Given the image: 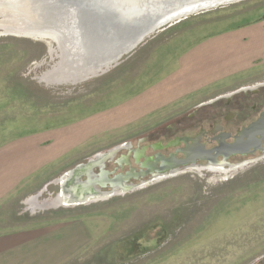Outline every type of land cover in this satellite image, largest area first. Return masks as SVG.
<instances>
[{
    "label": "rangeland",
    "instance_id": "obj_1",
    "mask_svg": "<svg viewBox=\"0 0 264 264\" xmlns=\"http://www.w3.org/2000/svg\"><path fill=\"white\" fill-rule=\"evenodd\" d=\"M251 23L264 26V0L192 14L74 82L48 80L59 55L52 40L0 33V146L41 143L62 155L0 199V233L83 220L88 241L62 264H253L263 256L264 139L225 163L183 139L199 135L209 150L264 116V59L201 91L162 94L202 52L220 50V37L235 40ZM206 59L219 68L231 53Z\"/></svg>",
    "mask_w": 264,
    "mask_h": 264
},
{
    "label": "water",
    "instance_id": "obj_2",
    "mask_svg": "<svg viewBox=\"0 0 264 264\" xmlns=\"http://www.w3.org/2000/svg\"><path fill=\"white\" fill-rule=\"evenodd\" d=\"M113 1L115 0H22L17 10L32 21L28 22L29 27L25 28H28V31L43 30L53 33L56 37L4 32L1 27L0 33L52 40L56 44L59 55L57 65L53 67L50 74L54 75L47 77L48 80L74 82L88 75L105 71L109 66L116 64L121 56L130 53L146 38L165 26L180 22L189 15L204 13L242 0H141L143 4L145 3V8L151 7L152 11L146 9L143 12L142 10V15L134 21L123 20L120 10L115 8ZM9 4L8 0H0V9L6 5L8 7ZM158 4L159 6L155 7ZM54 6L71 8L68 10L69 14L76 17L70 22L78 28V31L80 30L82 46L86 54L83 60H78L77 56V58L73 57V54H77L78 48L76 47L74 51L69 47L72 43L66 39L65 32L63 33L64 22L59 21L62 14L50 11V7ZM66 11L67 9L64 13ZM117 15L118 18H116ZM61 65L68 69L60 73L63 76L58 75ZM57 75L62 78L58 79ZM199 137L197 135L193 139L184 138L183 141L186 143L190 140L195 147L194 151L207 155L205 157L209 162L212 163L217 155H222L221 163H225V159L231 154H249L260 149L264 139V116L262 115L255 122L243 127L232 143H225L221 140L218 146L203 150V145L198 143ZM187 161L188 159L179 162L186 163Z\"/></svg>",
    "mask_w": 264,
    "mask_h": 264
},
{
    "label": "crops",
    "instance_id": "obj_3",
    "mask_svg": "<svg viewBox=\"0 0 264 264\" xmlns=\"http://www.w3.org/2000/svg\"><path fill=\"white\" fill-rule=\"evenodd\" d=\"M239 29L241 33H235L239 38L233 40L228 36L219 40V49L231 53L229 63L219 68L212 63L211 67L207 59L220 50H205L202 55L208 63H204V58L193 60L178 73L175 84L166 87L162 94L180 97L201 91L227 78L228 72L244 71L251 59H264V26L251 23ZM40 144L5 143L0 146V199L22 184L30 183L33 171L43 172L53 160L62 158L52 146ZM88 236L86 223L79 219L56 220L0 233V264H62L85 246Z\"/></svg>",
    "mask_w": 264,
    "mask_h": 264
},
{
    "label": "bare ground",
    "instance_id": "obj_4",
    "mask_svg": "<svg viewBox=\"0 0 264 264\" xmlns=\"http://www.w3.org/2000/svg\"><path fill=\"white\" fill-rule=\"evenodd\" d=\"M10 2V4L6 6H4L2 9H0V11H3L4 14L3 18H4V23L5 26H1V28L3 29L4 32H10V33H21V34H28V35H35V36H50V37H56L53 33H48L45 32L43 30H29L28 28L25 27H29L28 22H32L29 18H27V16L25 17V15L20 12L19 10H17V8L20 5V1L22 0H8ZM113 5L116 6L115 8L120 10V14L121 17H123V20L125 19L126 21H134L136 20L138 17H140L142 15L141 11L143 10H151V7L145 8L146 5L145 3L143 4L141 0H115L113 1ZM159 6L155 5V7ZM7 7V8H6ZM66 13H64V10H66ZM71 8H67V7H50V11L55 12V13H61V17H59L62 21L64 22L63 24V33L65 34L66 39H69V41L72 43L69 44V47H71L74 51L76 49V47L78 48L76 50L77 54H73V57L77 58L78 60H83L84 56L86 55L84 50H83V46H82V37L80 35V30L78 31V28H76L74 25L71 24L70 20L75 19L76 17H74V15H70L68 10ZM63 11V12H62ZM6 12V13H5ZM24 15V16H23ZM53 16V15H52ZM118 18V15L117 17ZM165 18V17H164ZM3 19H1L2 21ZM122 20V19H119ZM35 32V33H34ZM78 33H79V37H78ZM64 38V36H63ZM72 51V50H70ZM83 55V57H82ZM77 56V57H76ZM70 63V62H69ZM84 63V62H82ZM85 64V63H84ZM61 70L58 71V75H62L60 73H63L64 71H68V69L64 66L61 65L60 67ZM58 79H61L62 77L58 76ZM50 76V75H49ZM63 76V75H62ZM53 77V76H52ZM84 171V170H82ZM80 169L75 170V173L78 172H82Z\"/></svg>",
    "mask_w": 264,
    "mask_h": 264
},
{
    "label": "flooded vegetation",
    "instance_id": "obj_5",
    "mask_svg": "<svg viewBox=\"0 0 264 264\" xmlns=\"http://www.w3.org/2000/svg\"><path fill=\"white\" fill-rule=\"evenodd\" d=\"M261 116H262V115H261ZM261 116H260V117H261ZM260 117H259V118H260ZM259 118H258V119H259ZM258 119H257V120H258ZM255 121H256V120H255ZM255 121H254V122H255ZM252 123H253V122H252ZM242 128H243V127H242ZM242 128H241V129H242ZM241 129H240V130H241ZM240 130H239V131H240ZM239 131H238V132H239ZM220 137H221L220 139H223V138L226 137V135L223 134V135H221ZM233 141H234V140H233ZM233 141H232V142H233ZM232 142H231V143H232ZM219 143H220V142H219ZM225 143H226V142H225ZM218 145H219V144H218ZM218 145H217V146H218ZM253 264H264V255L261 256V257H259V258H256Z\"/></svg>",
    "mask_w": 264,
    "mask_h": 264
}]
</instances>
